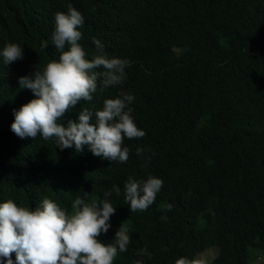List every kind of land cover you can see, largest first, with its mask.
Wrapping results in <instances>:
<instances>
[{
  "label": "trees",
  "instance_id": "16d2710c",
  "mask_svg": "<svg viewBox=\"0 0 264 264\" xmlns=\"http://www.w3.org/2000/svg\"><path fill=\"white\" fill-rule=\"evenodd\" d=\"M68 3L85 18L80 31L88 46L95 48V37L105 52L131 61L123 89L134 95L133 115L145 131L124 140L125 163L87 149L80 156L89 161L87 184L94 182L89 198L114 184L121 189L109 197L115 212L98 237L110 240L120 223L129 225L128 249L113 264H172L212 246L218 252L210 264H251L253 252L264 260V0H0V47L13 40L23 47L21 60L0 62V200L33 205L49 196L61 204L45 180L55 155L71 153L39 136L17 140L10 123L12 110L33 97L18 77L58 55L40 42ZM115 91L94 93L83 105L100 107ZM78 111L74 106L61 123ZM129 174L163 180L143 212H130L123 199ZM84 192L63 206L70 209ZM143 247L147 255L137 256Z\"/></svg>",
  "mask_w": 264,
  "mask_h": 264
},
{
  "label": "clouds",
  "instance_id": "9594fccd",
  "mask_svg": "<svg viewBox=\"0 0 264 264\" xmlns=\"http://www.w3.org/2000/svg\"><path fill=\"white\" fill-rule=\"evenodd\" d=\"M84 19L71 3L66 10H57L50 36L40 42V47L47 48L50 42L58 55L40 67L30 64V71L18 77V86L30 89L33 97L12 110L10 130L19 137L17 140L39 136L71 154L64 159L55 155V167L45 180L46 191L60 192L57 197H61V204L49 196L33 205L10 197L0 200V264H113L118 253L126 252L130 244L127 223H120L110 240L98 238L110 228V216L115 212L109 197L113 192L119 195L121 189L114 184L103 197L89 198L94 182L87 184L89 161L80 156L87 157L83 152L87 149L101 159L125 163L129 148L124 140L145 135L133 115L134 95L123 89L131 61L123 53L105 52L95 37V48L88 46L80 31ZM22 58L21 43L7 41L0 47L4 66ZM109 88H115V94L104 97L100 107L83 105L93 100L94 93ZM74 106L79 110L76 118L61 123L62 116ZM141 151L137 148V155ZM162 185L158 176L138 178L129 174L123 185L129 211H145ZM84 187L85 192L72 200L70 209L65 208L67 199ZM166 208L171 210L172 205ZM147 253V247H143L137 256ZM133 264L144 261L135 259ZM172 264H210V260L203 254L178 255Z\"/></svg>",
  "mask_w": 264,
  "mask_h": 264
},
{
  "label": "rangeland",
  "instance_id": "374dc122",
  "mask_svg": "<svg viewBox=\"0 0 264 264\" xmlns=\"http://www.w3.org/2000/svg\"><path fill=\"white\" fill-rule=\"evenodd\" d=\"M217 252H218V247L212 246V247H209V248L205 249L204 251H201V252H199L197 254H203V255H205L206 257H208L210 259ZM257 253H258V251H257ZM251 260H252L251 264H264V260L262 259V252H259L258 254L253 252V256H252Z\"/></svg>",
  "mask_w": 264,
  "mask_h": 264
}]
</instances>
